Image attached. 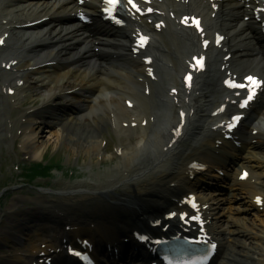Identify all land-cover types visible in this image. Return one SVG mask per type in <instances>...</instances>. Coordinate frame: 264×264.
Wrapping results in <instances>:
<instances>
[{
    "label": "bare ground",
    "instance_id": "6f19581e",
    "mask_svg": "<svg viewBox=\"0 0 264 264\" xmlns=\"http://www.w3.org/2000/svg\"><path fill=\"white\" fill-rule=\"evenodd\" d=\"M5 3H8L10 8L14 7V11H20V15L27 14V17H30L31 15L34 17L43 16L42 9L48 5L47 3L40 5L34 2H27L26 4L21 5L23 3L21 0L16 1L14 4L11 0H4L0 2V12H3L2 5ZM18 7H22L21 10H19ZM50 7H54V5ZM171 7L175 9L177 5L172 4ZM190 7L192 9H198L195 4H190ZM47 11L49 10H46L45 12ZM12 12L13 11L7 14V22L1 26L2 31L0 32V35L9 33V36L6 43L7 49L0 51V64H2L4 60L10 59L17 60V63L16 65L12 66L13 70L11 69L6 71V75L0 78V83L3 84V88L6 89V93H8L7 91L10 87L15 89V93L12 95V97L18 96L17 102L20 101V90L26 84L29 85L24 86L23 90L33 86L32 88H34V91L36 93L38 92L39 96L43 95L42 97H44V100L49 98V101L56 94H60L67 98V103L72 104L75 108H77L78 111H74L76 115L73 117V119H76V123H71V128L66 133L65 139L70 140L71 137H73V133L76 136V133L78 132L77 126H82L80 139L83 146L84 144L89 146H87L86 149L88 154L92 153L91 150L97 153L99 139L94 133V128H96L95 118L99 112H102L100 114H109V110H113L115 113H118L117 111L119 110L121 112L120 117L124 120L129 118L131 115H138L139 119L141 120L148 119V121H150L151 118H154L155 121H157V124H155L154 130L150 135L141 137L139 136V143H137V145L134 147L132 146L131 148H127L128 150L123 148V159L117 162L114 168V173H116L115 176H117L116 183L119 181L118 173H123L124 181L121 186L124 187H120L119 189V187L111 186V188L116 194H120L122 196H130L131 194L133 200L136 202V208L131 210L122 204H108L107 206L103 204H95L93 207L94 214L103 216L107 219L108 216H111L113 210H115L116 220L114 224L111 226L105 225L107 231H112L115 228L116 222H124L129 220L136 214L138 209L148 210L151 207L150 200L152 198H158L157 196L161 194L160 191L153 188H151L152 190L149 191L148 188L145 187L146 182H148V184L156 182L167 183L168 181L172 180L173 176L177 175L180 168H182L181 163L190 160L193 154L203 146L199 137L200 125L204 120L203 117L205 108L209 104L213 103L217 98V93L215 91L217 81L209 77L200 81L203 86V98L201 100L200 107L195 114L194 124L192 126L190 136L180 143L181 146L169 158V162L173 164V167L170 170H164L162 168L164 164L158 163L152 169L147 170V166L156 163L146 160L151 157V154L156 152V149H159L158 144L163 138V130L166 128L167 130H172L174 124L178 123L177 106L180 104V102L161 103L159 99H156L158 98L159 90L156 86V83L153 82L150 77L144 74L145 65L141 63L136 64V72H138L136 77L131 73L126 72V70V74L121 72L124 70L117 67H112L113 69L111 70V67L105 68L99 66V70L96 71V73L93 74L88 81H86V76L91 72L90 68L85 67L82 64L84 61L88 62L86 59L87 57H85L86 54L74 53V51L79 46V43L77 44L72 42L70 49V38L64 39L69 35H71V37L74 35L73 41L78 38L72 29L69 28V32L62 34L65 32L62 31V27L64 26L59 23L57 25L55 24L41 28H34L30 31L23 30L20 32H14L13 24L14 21L18 19V15H13ZM228 16L232 18L230 23L236 22L230 28V32L233 34V43L235 44L237 39H239L241 36H244L243 41L248 44L249 41H251L248 28H246L244 25H240L236 20L238 14H235L234 16ZM58 29L60 30L58 31ZM47 40L50 41L44 44V42ZM158 41L161 46L158 48L160 51V57L163 60L172 63L175 67V69H171L166 65H159L158 70L160 72L161 78L169 82L170 85L181 86L182 82H180V75L184 65L183 56L188 55V47L186 42L183 39L173 36L171 33H166V36L161 37V40ZM173 45H175V47ZM19 46H22L24 50H20ZM72 53L73 57L76 59L74 62H70V55ZM248 54L249 52H246V55L242 58L238 56L234 58V64L236 67L242 69L243 71L246 69H258L261 72L259 69V61L252 56L249 57ZM247 56L248 58H244ZM53 60H57V63L52 65L47 64V61ZM33 66H36V68H30ZM117 71L121 72V74L117 73ZM140 76L144 78V81L141 82L138 80V77ZM21 79L24 80L22 86L19 85V81ZM80 86L81 88H77ZM88 87H94L96 89L88 90ZM147 87L150 88V96H148L145 91H140L141 88L147 89ZM66 91H69V93L64 94ZM87 94L90 96H87ZM192 94L193 90L190 93L187 91L183 93V98H189V102L186 105H188L190 109V97ZM129 95L134 96L136 100L137 105L133 109H128L124 105V98ZM181 103L185 104L184 101H181ZM113 107L117 111L114 110ZM152 110L153 112H151ZM2 112L3 102L2 97L0 96V131H2V127L5 126L4 120L6 119ZM258 112L261 115L260 122L264 123V102L258 108ZM110 119L112 120V118ZM170 119L173 121L172 123H168ZM112 123L115 124L116 121H112ZM42 124L43 123H38L35 121L30 125L32 129L26 134L24 138V140L29 141V145L26 142L23 144L26 150H29L30 148L32 150H35L36 148H42L39 145L40 139L43 137L45 138L43 135L45 131L44 127H42ZM65 128L66 127H64V130ZM130 130L132 129H127V131ZM52 134L55 136V139L60 138L58 133L54 132L51 133V135ZM48 145L49 141L45 142L44 149H46ZM199 145L201 146L198 147ZM137 149L142 150L140 152L132 153L131 156L126 154V151H135ZM258 149L264 150V146L259 147ZM36 152H38L37 149ZM158 159L159 157L154 158L155 161ZM253 162L255 164H253ZM242 164H249L254 169L253 172L257 175L259 180V187L256 191L259 193H264V160L261 159L260 161V159L257 157H251L249 159L243 160ZM136 172L138 174L137 177L134 176ZM150 173H152V176ZM145 176L146 178H144ZM249 193H251V191H249ZM80 223H82V221L79 219H77V223H74L75 227L71 231L73 234L81 229V227H79ZM237 231L250 238L252 236L246 231L243 232V228H238ZM85 233L92 236V238L96 240L98 247H101L105 242L103 239L104 233L99 231L93 222L89 223L88 227L85 229ZM11 239V237L8 238L4 243H9ZM222 249H224V252L227 254L226 246H224ZM43 250L48 251V248ZM260 255L261 256L256 259L257 261L255 264H264V250L260 251ZM232 259H234L235 262V258L231 254L227 264H234L231 262ZM240 261H237L238 264H241L239 263ZM243 263L252 264L246 261Z\"/></svg>",
    "mask_w": 264,
    "mask_h": 264
},
{
    "label": "rangeland",
    "instance_id": "374dc122",
    "mask_svg": "<svg viewBox=\"0 0 264 264\" xmlns=\"http://www.w3.org/2000/svg\"><path fill=\"white\" fill-rule=\"evenodd\" d=\"M38 98L36 97V100ZM47 130V128H46ZM49 131V130H48ZM53 131V130H50ZM57 132V131H55ZM50 132L46 133V137L43 139L45 141L47 137L49 136ZM76 138L73 134V137L71 139H65L63 141V145L60 146V152L57 154V156L54 157V160H61V166L58 169H54L53 173L55 177L49 184L50 188H53L55 191H66L69 188H72L74 186H80L81 184H90L93 183V181H96L98 184L101 186L105 185V180L109 179L111 180L113 172H110L109 176L106 178V176H101V174H104L106 171V166L98 164L97 161V156L95 151L91 150L92 153L88 154L86 149H87V144H82L80 140L77 138V141H75ZM132 141L130 138H127L125 143ZM55 142V137L54 140L52 141V144L48 147V149L45 152V158L47 157H53L54 150L56 148V143ZM89 147V146H88ZM34 152L30 153L28 156L30 159L34 158L33 155ZM108 157H113L114 153L112 149H108L107 151ZM114 157L113 163L116 161ZM119 160V159H118ZM111 163V160L108 161V164ZM112 163V165H113ZM43 186H47V184H43ZM23 189H26V192L33 193V206H37V204L40 203H48V197L51 196V194H44L38 192L34 187H31L29 185H26L23 187ZM10 200L12 201L18 196V193H11L10 194ZM22 202L24 203L25 197H22ZM10 201V202H11ZM22 213H18L15 215H11L8 217V219L12 223H17L19 221V218L22 217ZM244 225L247 223L245 229H250L254 230L255 232H258L259 234L261 233V230H264V215H262V212L257 214L256 212H251L247 216L243 217ZM257 225V230H255V227H253V224ZM244 225H242L244 227ZM248 227V228H247ZM2 229L0 230V232ZM254 236V235H253ZM258 237L254 236L252 237L249 241L245 239V236L243 235H235V242H233V247H235V255H237L236 250H244L246 251V254H249L251 257L252 255L254 257H258V251L264 250V241H257ZM239 241V242H238ZM238 242V243H237ZM243 242V243H241ZM245 243V245H243ZM4 245V244H3ZM241 245V246H238ZM243 246V247H242ZM257 246H260L259 248L256 249ZM0 255H5L8 253V249L4 247H0ZM257 252H256V251ZM6 252V253H5ZM252 258V257H251ZM7 259V257L5 258ZM250 259V258H249ZM256 261V260H254Z\"/></svg>",
    "mask_w": 264,
    "mask_h": 264
},
{
    "label": "snow or ice",
    "instance_id": "6c2138e0",
    "mask_svg": "<svg viewBox=\"0 0 264 264\" xmlns=\"http://www.w3.org/2000/svg\"><path fill=\"white\" fill-rule=\"evenodd\" d=\"M106 3H108L109 5H111V7H110L109 9H106V11L111 12L112 9L115 8V6H116V4H117V0H106ZM129 3H132V0H129ZM133 7H137V6H136L135 4H133ZM137 11H139V8H138V7H137ZM117 22H119V21H117ZM195 25H196L197 28H199V22H198V21L195 22ZM143 39H145V38H142V40H143ZM249 80L251 81L252 78L249 77ZM253 83H256V82L253 81ZM230 86H233V87H234V86H236V85H234V84H230ZM249 99H251V97H249ZM245 103H247V101H245ZM236 119H239V118L237 117ZM258 202H260V201H259V198H258ZM193 206H195V205H193ZM213 247H215V245H213Z\"/></svg>",
    "mask_w": 264,
    "mask_h": 264
}]
</instances>
